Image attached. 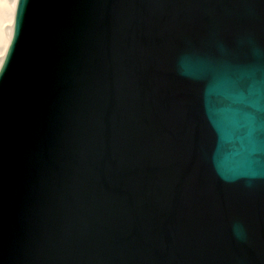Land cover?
I'll use <instances>...</instances> for the list:
<instances>
[{
    "label": "water",
    "instance_id": "95a60500",
    "mask_svg": "<svg viewBox=\"0 0 264 264\" xmlns=\"http://www.w3.org/2000/svg\"><path fill=\"white\" fill-rule=\"evenodd\" d=\"M0 264H264V0H19Z\"/></svg>",
    "mask_w": 264,
    "mask_h": 264
},
{
    "label": "bare ground",
    "instance_id": "6f19581e",
    "mask_svg": "<svg viewBox=\"0 0 264 264\" xmlns=\"http://www.w3.org/2000/svg\"><path fill=\"white\" fill-rule=\"evenodd\" d=\"M19 0H0V72L11 45Z\"/></svg>",
    "mask_w": 264,
    "mask_h": 264
}]
</instances>
